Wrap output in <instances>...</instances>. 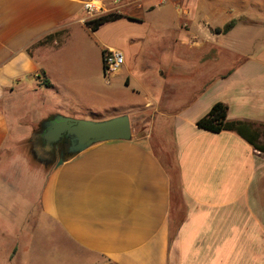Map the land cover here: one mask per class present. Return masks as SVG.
Segmentation results:
<instances>
[{"label": "crops", "instance_id": "crops-1", "mask_svg": "<svg viewBox=\"0 0 264 264\" xmlns=\"http://www.w3.org/2000/svg\"><path fill=\"white\" fill-rule=\"evenodd\" d=\"M120 13L93 30L76 0H0L7 264H38L26 249L46 233V264H264V152L197 125L222 101L230 120L263 127L264 39L249 51L241 37L264 28V0H123ZM158 34L175 37L169 62L152 61ZM108 49L125 63L106 77ZM56 114H127L132 137L40 171L13 149L36 147L38 125Z\"/></svg>", "mask_w": 264, "mask_h": 264}, {"label": "water", "instance_id": "water-1", "mask_svg": "<svg viewBox=\"0 0 264 264\" xmlns=\"http://www.w3.org/2000/svg\"><path fill=\"white\" fill-rule=\"evenodd\" d=\"M42 125L45 127L42 137L48 148L54 147L55 143L64 139L69 144L68 151L71 154H76L96 142L132 137L131 121L127 114L101 120L56 114L45 120ZM63 160L62 155L58 164Z\"/></svg>", "mask_w": 264, "mask_h": 264}, {"label": "rangeland", "instance_id": "rangeland-1", "mask_svg": "<svg viewBox=\"0 0 264 264\" xmlns=\"http://www.w3.org/2000/svg\"><path fill=\"white\" fill-rule=\"evenodd\" d=\"M243 41H247L250 46L248 48V50H252L253 48H256L257 46L261 45L264 39V28H259V30L257 32H254V34L251 35H247V36H243L241 37ZM175 37L172 36H166V35H157V36H153V40L151 42L152 46H151V51H153V55H152V61L157 63H166L167 61H170V55L171 53H169L168 48H171L172 44H176L174 41ZM185 55L190 56L188 53H186ZM174 57V55H173ZM214 71V70H213ZM34 117L36 118V115L34 116V113L32 112L28 117V121H29V126L31 127L33 124V120ZM14 123H12V130L14 131ZM28 126V127H29ZM28 127H26L27 131L29 132V136L32 137L33 133L30 130V127L28 129ZM41 125H38L37 131L40 130ZM36 131V132H37ZM25 133V132H24ZM28 135V134H27ZM32 139L26 143H24L23 148H15L13 149V152H21L23 153L25 156L30 157L31 159V163L34 164V162L36 161L37 166L39 167L40 171H45V168L49 169L51 166L54 165L55 162L53 163H49L48 165H44L43 163H41L40 161L35 159V151L34 148L35 146H32ZM8 154L11 153V150H8ZM14 153V154H15ZM2 154H4L2 152ZM12 154V153H11ZM35 160V161H34ZM51 165V166H50ZM46 169V170H47ZM7 171H12V170H7ZM3 222L2 218L0 219V223ZM47 236L48 233L42 234L41 237L39 238L40 240L35 241V243L32 245V249L30 250V248L26 249V254H31V256H35V253L33 252V249L37 248L36 251L38 252V264H46V257H47V253H49V250H51V248L53 247L51 242L49 240H47ZM9 239H1L0 238V264H7L6 260V254L8 253V251L11 249V245L9 244ZM29 249V250H28Z\"/></svg>", "mask_w": 264, "mask_h": 264}, {"label": "trees", "instance_id": "trees-1", "mask_svg": "<svg viewBox=\"0 0 264 264\" xmlns=\"http://www.w3.org/2000/svg\"><path fill=\"white\" fill-rule=\"evenodd\" d=\"M122 16L120 13H109L87 22L91 29H97L106 21L113 20ZM236 21H231L225 27L229 29ZM48 38V36H47ZM47 84L50 83L47 81ZM197 125L203 129L212 132L235 131L251 143L257 150L264 152V125L259 128L254 122L247 120H230L228 118V105L225 102L218 101L212 105L210 110L197 121Z\"/></svg>", "mask_w": 264, "mask_h": 264}, {"label": "built area", "instance_id": "built-area-1", "mask_svg": "<svg viewBox=\"0 0 264 264\" xmlns=\"http://www.w3.org/2000/svg\"><path fill=\"white\" fill-rule=\"evenodd\" d=\"M83 8V21L88 22L109 13H120L123 0H76ZM166 0H161V3ZM121 14V13H120ZM104 73L109 74L119 69L125 63L124 54L117 49H108L103 53Z\"/></svg>", "mask_w": 264, "mask_h": 264}, {"label": "flooded vegetation", "instance_id": "flooded-vegetation-1", "mask_svg": "<svg viewBox=\"0 0 264 264\" xmlns=\"http://www.w3.org/2000/svg\"><path fill=\"white\" fill-rule=\"evenodd\" d=\"M45 127L41 125L40 130L35 132V137L33 138L34 145H36L34 151L38 153L39 149L37 148V144L41 145L43 147V152L45 153L41 155L42 159L45 160L46 163L49 162H56L60 159V157L63 155V157H68L71 155V153L68 151V142L65 141L64 139L58 141L55 143L54 147L52 148H47L45 141L42 137V133Z\"/></svg>", "mask_w": 264, "mask_h": 264}]
</instances>
